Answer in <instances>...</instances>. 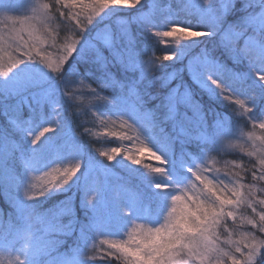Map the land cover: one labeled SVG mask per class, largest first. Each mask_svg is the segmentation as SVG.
<instances>
[{"label":"rangeland","instance_id":"rangeland-1","mask_svg":"<svg viewBox=\"0 0 264 264\" xmlns=\"http://www.w3.org/2000/svg\"><path fill=\"white\" fill-rule=\"evenodd\" d=\"M202 3L203 0H139V3L136 0H122L121 5L113 6L111 10L106 9V12L102 13L99 17L93 18V25H88V17L92 15L93 0H59V3H57V0H0V36L5 38L0 43V68L10 67L14 59L26 60V57L23 55L25 48L20 41L14 39L15 32L13 31V29H22L21 21L24 20L30 21L35 25L36 31L33 35L40 37L39 41H34L29 39L26 30L22 32L24 40L28 41L29 48L34 43L36 45L33 52L35 59L32 63L44 67L45 71H50L47 68V63L50 61L55 66L61 56L67 55V47L70 44L78 42L77 33L81 29L76 30V35H70V37L63 40L55 39V35L52 34L56 30L54 29V23H52L53 13L58 16L67 13L68 15L66 16L71 17L79 25L81 24L84 30L87 28L91 29L94 25H100V28L96 29L97 32L101 29L116 30L125 25L132 38L131 28L134 25L138 33L140 31L144 38L147 37L151 40V44H140L139 50L143 53V55L139 56L140 60L146 62L158 58L156 59V64H163L161 68L173 66L172 69H168L166 74L160 76L162 80L158 84L170 81L180 75L181 72L186 71L192 82L206 92L211 93L213 91L212 88L206 85L201 74L189 71L187 67L192 59L202 55L203 51H206L209 56H213L211 58L216 57V53H210L208 49H202L197 55L190 57V51L193 48H203V44L207 42V38L203 36L199 37L198 44L189 43L181 45V50L176 59L164 61L162 49L167 44H170L171 40L170 38H163L162 35H155L156 32L162 34L164 31L171 30L173 25L168 23L169 20L180 22L175 25L178 33L180 29L186 28L189 24L193 25L192 31H209L208 27H204L199 23L205 22V16L199 8ZM239 3L241 4L240 8H242L243 0H240ZM45 5L48 7H45ZM50 7L52 8V16L49 14L51 11ZM142 7L147 8V11L144 14L142 12L139 16L137 15L135 19L119 20L116 17V12L121 11V14L124 15L126 12L136 11V9H141ZM153 24H156L157 27H152ZM253 38L249 37L242 41L240 49L244 53L255 52L256 40ZM229 41H232L231 46L235 48V41L230 36H226L223 41L220 36L219 39L212 40L210 45H214L215 42L217 44L220 43L218 46L222 47L230 63L236 64L241 69V73L249 72L250 65L247 58L238 61L234 56L229 57L225 52L224 44H228ZM18 44L20 45L19 50H17ZM154 47H158L159 50L155 52L156 48ZM251 49H254V51ZM137 54L139 55V53ZM216 60L226 67L228 66L223 61H220V59ZM121 62L122 67L130 69L127 72L128 76L123 75L124 79L129 78L133 82L134 79L139 80L149 74L144 73L138 67L128 66L123 61ZM174 66L177 68H174ZM230 70L232 73H237L236 71L233 72V69ZM24 75L22 73L15 76L13 80H20ZM52 75L56 78V73H52ZM109 77L108 82L103 81L105 82L102 85L103 90L100 87H93L82 75H77L74 78V82L68 85L67 90L71 88L72 91L66 97L61 92L64 89L55 83V94L59 102L46 109L45 119L50 117L56 123L51 125L42 124L35 128V132H39L42 127L51 126L54 129L53 132L46 134L48 139L40 146V150L44 147H51L49 153L46 154L51 160L48 162L46 168H39L37 171L26 170L24 161L19 158V148H32L34 146L30 144V141L26 145H19V141H17L16 158H13L11 152H9L7 163L0 164L1 183L4 184L5 198L9 201L7 204H10L13 209L23 211L28 207L29 203H32L28 201V196L40 191L46 186L48 181L54 178L55 180H59L66 170L70 171L73 168L77 169V172L74 173V178H77L83 164L81 162L80 151L78 155L73 154L74 145L78 149L79 147L77 145L78 141L71 133L74 124L69 116V109L67 107H69V104L73 106L76 102L75 100H79L81 98L80 94H82L88 99L86 103L88 107H85V112L84 108L80 111L83 113V117L80 121L76 120L77 125L82 126L83 130L88 131L89 137L92 136L97 141V146L90 155H93L92 158L87 156L84 163L88 164L92 161L91 159H95L100 164L97 171H93L90 174L88 170L80 176L83 206L88 200L83 191L85 186L91 189L88 196H91L95 200V206L89 205L86 207L89 215H92V217L84 224V230L81 227L79 228L82 246L80 252L75 257L70 258L72 264H88L87 251L90 252V250L93 253L96 250H110L121 254L117 249L111 247L112 243L123 244L129 241L130 235L135 237L137 234L136 225L146 223L144 219L136 217L129 219L131 214L135 216L143 212L144 215L154 218L160 198L151 188L152 178L148 176H157L155 169L163 168L164 161L162 159L157 160L156 157L160 155L158 152L155 155L152 154L155 152V149L148 140L153 143L154 147L163 151L170 158H174L173 156L175 155L177 156L175 157L176 159L188 161L184 165L185 170L191 167L193 171L198 173V176H194L190 172L187 173L184 184L180 186V190L172 192V195H181V200L175 202L173 216H179L182 213L191 214L196 211V204L192 202L194 200V192L201 193V199L206 201L202 207H206L207 204L215 206V196H211L212 192L222 199L225 196L236 199L231 191L221 193L216 190L217 187L222 188L226 185L229 190L233 188L239 190L242 193L244 201L251 202L252 207H249L248 203L242 201L234 207L225 208V214L220 218L219 224L214 229L219 237L217 241L219 248L223 252H228L232 256H235L236 259H241L240 254L235 252L236 246H240L242 250H246L243 249V245L250 242L251 239L264 240V232L259 231L258 228L260 224L259 216L264 212V204L259 203V201L264 200V181H260L253 176L254 171L258 177L261 174L260 170L264 169V165L261 164V160H264V128L260 127L264 123V113L260 117H256L252 111L251 114L245 111L246 108L250 109L247 103L244 106H240L234 102V107L237 109L236 113L243 117L242 123L234 124L230 128L224 127L223 131L221 129L216 135L206 134L204 128L196 130V127H193V130L189 131L188 135L195 136L194 138L198 146H200L201 152H191L189 148L181 144V150L177 154L173 151L174 145L172 141L170 139L167 140L165 137L166 133L161 132L165 122L168 120L172 121L175 111L177 113L175 101L167 100L163 104L164 107L160 109L161 111H157V113L155 110L152 113L143 112L139 109L140 103H136L139 94L132 87H129L126 92L123 91L120 87L121 83L116 88L115 86L112 87L110 84L111 78L116 77L113 74L112 77ZM0 79H3V77L0 76ZM62 85L65 87L63 83ZM2 88L3 85L0 84V90ZM12 99H15L16 104L21 102V108L25 107V109H28L29 115V106L33 105V99L29 91H22L20 95ZM239 99L245 100L244 96H240ZM232 101H235V97H233ZM62 102L66 106L62 107ZM73 107L75 109L77 105ZM28 115L24 116V119H28ZM189 120L194 126L192 118H189ZM6 123L7 118L0 111V128H3ZM173 125L175 126V123ZM184 125H188V123H184V120L179 121L180 127ZM151 127L155 130H152ZM57 128L59 130H56ZM194 130L198 133H194ZM64 134L69 135L67 138H71L74 141L71 140L69 143L66 139L61 141L63 137H66ZM211 144L215 146L218 156L217 152H212L211 148L207 146H211ZM113 149L117 151H113ZM229 151H234L233 153H236L240 159H242V154L239 151L245 154H252L253 160H255L248 162L245 159L244 163L229 162L223 157V155L225 156L224 153ZM58 156H63L64 159H58ZM108 156H112L113 159L110 161ZM136 161H139V164ZM241 166H248L244 170L249 172L250 175L245 176L241 173L238 169ZM115 169L124 172V174L121 176L116 175ZM21 178L23 179L21 180ZM157 178L159 177L157 176ZM221 182L223 183L221 184ZM21 183L22 186H20ZM69 185L62 186L63 188L61 189L50 190L44 197L62 191ZM25 190H27L28 196L25 195ZM250 193H254V196L250 195ZM141 194L149 196L150 200L145 201V198L141 199ZM140 200L144 203V207L137 208ZM21 201H24V203H21ZM168 202V208H165L160 214V223L164 222V217L167 215L169 208L173 207L171 196L168 197ZM60 207L54 210L51 209L44 216L39 217L36 223L39 225L45 224L46 226L43 234H50L54 230L59 231L56 223L59 219L55 215V212ZM253 208H255V211H253ZM229 211L235 213L234 217L227 215ZM110 216H113L114 219H111ZM249 221H253V223H249ZM158 226V224L149 225V227L153 228ZM27 233L28 239L25 246H30L28 251L35 254L38 250L34 246L35 242L32 240L34 234L29 231ZM21 255H17V258L15 256L9 259L1 258L0 264H18V260L22 258L27 260V257H22ZM23 264L30 263L24 262ZM61 264L69 263L63 261ZM193 264H199V262L193 261ZM211 264H232V260L228 255L221 254L214 257Z\"/></svg>","mask_w":264,"mask_h":264},{"label":"snow or ice","instance_id":"snow-or-ice-1","mask_svg":"<svg viewBox=\"0 0 264 264\" xmlns=\"http://www.w3.org/2000/svg\"><path fill=\"white\" fill-rule=\"evenodd\" d=\"M139 3V0H136ZM240 0H203L199 6L201 13L205 16V22H199L200 25L208 27L207 32L192 31V24L186 28L178 29L175 25L179 21L169 20L168 23L173 27L170 31H164L162 34L156 32V36L170 38L171 43L167 44L162 51L164 52L163 60L172 61L176 59L181 45L183 44H198L199 37H215L221 36L223 41L226 36L232 37L236 47L231 46L232 41L224 44L225 52L229 57H235L238 61L247 58L249 60L250 71L245 73H232L230 69L218 60L211 58L206 51L202 55L194 57L187 66L189 71L198 72L204 78L207 86L211 87L213 92L221 99L231 102L235 97V104L244 106L245 103L255 105V93L247 91L249 85L259 86L264 92V0H243V7L238 8L237 4ZM59 3V0H57ZM122 0H93L92 15L88 17L87 24L93 25V18L99 17L105 10H111L113 6L121 5ZM45 7H48L45 5ZM235 11H240L241 15L229 19ZM22 29L16 30L14 39L20 41L25 51L23 55L26 60L14 59L10 67L0 68V84L3 85L0 90V111L7 118V123L3 128H0V164H6L8 153L11 152L13 158H16V151L19 145H26L29 141L34 147L19 148V158L24 161L25 169L37 171L40 167L47 166L49 162L45 153L40 150V146L48 139L47 133L53 132V128L42 127L39 132H35V128L42 124L56 123L50 117L45 119V112L49 106L58 104L56 98L55 77L52 73L58 72L59 78L67 88L69 84L74 82V78L79 74L80 65L83 63L85 70H90L89 65L95 67L96 70L105 69L107 64L111 62L110 58H115L118 62L123 61L126 65L138 67L144 73H151L154 70H160L163 64H156V59L149 61H141L136 53L135 45L130 37L128 29L125 25L116 30L101 29L92 40H85V33L89 28H83L78 35V42L70 44L67 49V55L61 56L59 62L53 66L52 62L47 63V68L50 71H45L44 67H40L32 61L35 59L33 52L35 43L31 48L28 46V41L24 40L23 31H27L29 39L39 41V36H34L36 31L35 25L30 21H21ZM152 27H157L153 24ZM249 37H255V52L244 53L240 49V41H244ZM4 37L0 36V43L4 41ZM83 41V42H82ZM20 45H17L19 50ZM105 52L108 55H105ZM38 54V53H37ZM70 57V59H69ZM75 63L76 67H73ZM254 69V71H253ZM25 74L20 80H13V77L20 74ZM171 78V77H169ZM155 82V81H153ZM235 85L236 87H234ZM184 87L183 80L177 85V89ZM22 91H29L33 105L29 106L28 119H24L22 110L17 106L8 103L10 99L20 95ZM240 96H245L246 100L239 99ZM171 100V97H169ZM251 114L250 109H245ZM264 112V107L258 109ZM11 113V115H10ZM264 128V123L260 125ZM56 130H59L58 128ZM148 140V138H146ZM148 142L155 149L152 154L157 152L160 154L157 160L164 161L163 168L155 169L157 176H148L151 179V188L160 198L158 209L154 218L144 215L140 212L133 216L139 219H144L146 223L136 225L137 234L135 237H129V241L120 244L112 243L111 247L117 249L122 258L127 264H193V261H198L199 264H211L214 257L218 255H228L232 264H264V240L251 239L250 242L244 243L243 249L240 246L235 247V252L240 254L241 259H236L228 252H223L218 246V239L215 232V227L219 224L220 218L225 214L226 207H234L242 201L248 203L252 207V203L244 201L242 193L233 188L231 190L225 185L222 188L217 187L216 190L224 193L231 191L236 199H231L216 196L214 192L211 196H215V206L207 204L201 199V193H193V203L196 204V211L191 214L182 213L179 216H173L175 212V202L181 200V195H172L173 191L180 190V186L184 184L187 173H192L198 176V173L193 171L191 167L185 170L184 165L188 163L186 160L170 158L163 151L154 147L153 143ZM113 151H117L113 149ZM73 154L78 155L79 149L74 145ZM58 159H64L63 156H58ZM111 161L112 156H108ZM139 164V161H136ZM264 165V160H261ZM261 174L257 177L256 172L253 176L260 181H264V169H261ZM76 168L70 171L66 170L64 175L59 180L55 178L48 181L46 186L34 195L28 196L27 190L25 195L28 196V201L34 202L44 197L50 190L61 189L69 184L75 183L74 173ZM23 178H21L22 180ZM223 182H221L222 184ZM22 186V183L21 185ZM63 186V187H62ZM214 187H216L214 185ZM84 195L88 197L85 207L95 206V200L88 196L91 189L87 186L83 189ZM254 196V193H250ZM171 196L173 207L169 208L167 215L164 217V222L160 223V214L165 208H168V197ZM24 203V201H21ZM83 203V201H82ZM264 204V200L259 201ZM28 209L26 208L25 211ZM255 211V208H253ZM57 217L72 215L70 205H64L58 208L55 212ZM229 217H234L233 211L227 212ZM260 224L259 231L264 232V212L259 216ZM253 223V221H249ZM71 224V222H70ZM150 224H158V227H149ZM99 232V231H98ZM103 234V233H100ZM107 242V241H105ZM113 253L109 252V255ZM23 264V262H21Z\"/></svg>","mask_w":264,"mask_h":264},{"label":"trees","instance_id":"trees-1","mask_svg":"<svg viewBox=\"0 0 264 264\" xmlns=\"http://www.w3.org/2000/svg\"><path fill=\"white\" fill-rule=\"evenodd\" d=\"M237 7L240 8L241 4L238 3ZM50 10L51 11L49 12V14L52 16V8ZM146 11L147 8L145 9L144 7H142L141 9H136V11L133 10L130 12H126L124 15H122V12L120 11L116 12V17L119 20H132L133 18L135 19L137 15H141L142 12L144 14ZM53 14L54 15L52 16V23H54V29L56 30L52 34L55 35V39L57 40H63L67 37H70V35H76V30H80L83 28L81 24L79 25V23L74 21L71 17L66 16L68 15L67 13L61 16H58L55 13ZM239 15H241V12L235 11L233 13V16L229 18L231 20ZM84 28L86 27L84 26ZM97 28H100V25H94L91 29H88V31L85 33L84 39L92 40L97 34ZM131 34L132 40L135 45V50L137 51V53H139V56L143 55V53L139 50L140 44H151L150 38H144L141 35L140 31L138 33V30L134 25H132ZM219 37L220 36L218 35L215 36V38H207V42L203 44V48H193L190 51V57L197 55V53L200 52V50L202 49H208L210 53H216V57H214L215 59H220V61H223L225 64L228 65L227 67H229V69H233V72L236 71L237 73H241V69L236 64L230 63V60H228L222 47L218 46L220 45V43L217 44L215 42L214 45H210L212 40L219 39ZM253 39H255V37ZM238 47H242V41H240ZM158 50L159 49L157 47L155 52ZM251 50L254 51V49ZM105 55H108V53L105 52ZM110 59L111 62L107 64L106 68L100 70H96L94 66L89 65L88 68L90 70L86 71L85 66L83 65V63H81V65L79 66L80 71L78 75H82L83 77H85V79L93 87H100L104 90L102 85L105 82L103 81L108 82L110 79L109 76L112 77L113 74L116 78H111V86H115L116 88L118 84L121 83L120 87L125 92L129 89V87H132L134 91L139 94V98L137 99L136 103H140L139 109L143 112L147 111L152 113L155 110L157 113V111H161L160 109L164 107L163 104L166 103L167 100L175 101L177 113L175 111V115L174 118H172V121L168 120L167 122H165V125L162 128L161 132L166 133V139H170L172 141L174 145L173 151H175L177 154L181 150V144H183L186 148H189L191 152H201V148L200 146H198V143L194 138L195 136L188 135L189 131L193 130V127H196V130H201L202 128H204L206 134L216 135V133H219L221 129L223 131L224 127L230 128L232 127V125L234 126V124L242 123L243 121V117L236 113L237 109H235L234 107V101L229 102L221 100L213 91L211 93L206 92L189 79L186 71L181 72L180 75L162 84H158L162 80L160 76L166 74L168 72V69H172L173 66L168 68L166 67L164 69L161 68L160 70H155L146 75L145 77H142L139 80L134 79V81L131 82L129 78H123V75L128 76L127 72L130 71V69L122 67L121 61L118 62L115 58ZM73 67H76L75 63H73ZM175 67L176 66H174V68ZM55 80V83L64 89L63 91H61L62 95L64 97L68 96V94H70L72 90L71 88L67 90L66 87H63L58 72H56ZM181 80H183L184 87L177 89V85L181 83ZM233 86L236 87L235 85ZM247 91H252L255 93V105H252L247 102L246 103L250 106V110L252 111V113L256 117H260V115H263L264 113L258 111V109L264 107V92L260 90L259 86L253 85L248 86ZM80 96L81 98L79 100H75L76 102L73 105H77V108L75 107L74 109V107L70 106V104L69 107H67V109H69V116L71 120H73L74 124L71 133L78 141L77 145L79 147V151L81 154V162L83 164V167L79 170V174L76 178L75 183L70 184L62 191H58L57 193L50 194L47 197L29 203L27 211H25V209L23 211H19L13 209L10 204H7V202L9 201L5 198L6 195H4V184L1 183L2 176L0 174V259H9L13 258V256L17 258V255L19 256L20 254H22L21 256L27 257V260L22 258L18 260V264H21V262H29L30 264H61L63 261L72 264V260L70 258L75 257L76 254L80 252L82 244L80 243L81 236L79 233V228L81 227V229L84 230V224L87 223V221L90 220L92 217V215H89V211L86 207L83 206L82 203L83 194L81 193L82 189L80 176L82 175V173L88 170L90 171V174H92L93 171L98 170V165L100 164L95 159H91L92 161H90L88 164L84 163L86 157L90 156L96 148L97 141L94 140L91 134V137H89L88 131L83 130L82 126L77 125L76 120L80 121L83 117V113H81L80 111L83 108L85 109V107H88L86 105V103L88 102L87 97L83 96L82 94H80ZM169 97H171V100L169 99ZM244 98L246 100L245 96ZM0 103H2V101H0ZM8 103L17 105L19 108H21V102L19 104H16L15 99H10ZM64 106L66 105H63L62 102V107ZM21 110L23 116L28 115V109H25L24 107L21 108ZM85 111L86 109L84 110V112ZM189 118H192L194 126L192 125ZM183 120L184 123L187 122L188 125L180 127L179 121ZM174 123L175 126L173 125ZM195 132L196 131L194 130V133ZM64 136L66 137H63L61 141L66 139V141L69 143L71 140H73L71 138H67L69 136H67V134H64ZM207 146L211 148L212 152H217L214 145L211 144V146ZM50 150L51 147H44L42 149L45 155L48 154ZM233 152L234 151H229L224 153V159L229 162L233 161L240 163H244V161L246 160L248 162L253 160L252 154H245L239 151V153L242 154V159H240L236 155V153ZM216 154L218 156V152ZM92 156L90 157L92 158ZM173 157L175 158L177 156L174 155ZM46 158L48 161L51 160L48 155H46ZM46 167L47 166L40 168ZM247 167L248 166H241L238 169L245 176H248L250 175L249 172L244 170ZM115 170V174L118 176L124 174V172L118 169ZM226 171L229 172L228 170ZM142 198H145V201L150 200V197L145 194H141V199ZM64 205L71 206L72 215L58 217L59 220L56 223L58 225L59 231L54 230V232L50 234H43L46 229V226L45 224L39 225L36 223L39 220V217L44 216L51 209L54 210L55 208L60 206L62 207ZM142 207H144V203H142V201L140 200L137 205V208ZM110 218L114 219L113 216H110ZM54 227H56V225H54ZM27 231L32 232L34 234V236H32V240L35 242L34 246H36L38 250L35 254H32L28 251L30 249V246H25V244L27 243L26 240L28 239ZM108 251L110 250H96L94 253L91 250L90 252L87 251L88 264H127V262L122 258L121 254H117L114 251H110L113 254L109 255ZM53 259L55 260L52 262Z\"/></svg>","mask_w":264,"mask_h":264}]
</instances>
